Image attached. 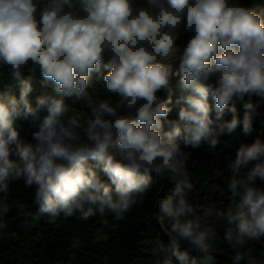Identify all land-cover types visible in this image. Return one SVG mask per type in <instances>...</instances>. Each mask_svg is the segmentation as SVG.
Listing matches in <instances>:
<instances>
[{
	"label": "clouds",
	"instance_id": "9594fccd",
	"mask_svg": "<svg viewBox=\"0 0 264 264\" xmlns=\"http://www.w3.org/2000/svg\"><path fill=\"white\" fill-rule=\"evenodd\" d=\"M181 33L188 35L183 45ZM5 72L18 95L0 90V230L7 227L2 218L13 182L34 189L36 215L50 222L108 213L123 220L154 174H170L174 186L156 213L169 239L151 242L153 264H215L212 216L224 221L234 264L245 257L257 264L245 246L264 239V141L238 148L222 209L189 201L191 153L184 148L215 149L238 127L252 133L264 104V7L241 0H0V75ZM37 72L53 90L33 104ZM102 72L115 103L94 102L89 93L93 75ZM174 78L181 94L178 119L169 120ZM69 100L86 102L91 115L73 113ZM19 119L38 124L35 143L21 138ZM15 206L20 215H33L24 202Z\"/></svg>",
	"mask_w": 264,
	"mask_h": 264
},
{
	"label": "trees",
	"instance_id": "16d2710c",
	"mask_svg": "<svg viewBox=\"0 0 264 264\" xmlns=\"http://www.w3.org/2000/svg\"><path fill=\"white\" fill-rule=\"evenodd\" d=\"M134 2L142 4L144 0ZM241 3H254L257 7H264V0H241ZM187 39L188 35L181 33L178 44L183 45ZM212 80L214 81L215 77H212ZM93 81L94 85L89 89L92 100H109L115 103L117 97L104 90L103 72L94 74ZM172 85L174 106L168 119L177 120L179 106L175 105V99L181 94L179 79L174 78ZM33 89L30 100L35 104L36 98L52 92L53 86H45L43 78L37 72L33 79ZM0 90H12L18 95L17 82L11 80L6 72L0 75ZM158 95L165 94L160 92ZM253 100L258 98L253 97ZM67 103L73 113L91 115L86 102L69 100ZM236 106L242 118V102L237 101ZM258 112L250 135L243 134L242 128L238 127L231 135L221 136L215 149H210L207 143H202L199 148H184L191 153L188 168L193 189L187 194L191 203L214 206V209L227 206L230 198L227 191L228 179L231 176L229 163L235 159L242 144H251L256 138L264 141V104L260 105ZM231 118V114L226 113L225 119ZM16 126L22 139L35 143L32 134L38 130V124L19 119ZM165 126L167 127V124ZM257 185L262 186L259 180ZM173 186L170 174L162 177L154 174L152 186L142 197V202L137 203L123 220H114L112 214L108 213L105 217L97 215L88 221H81L77 214L69 218L61 216L55 222H50L48 217L36 215V205L32 202L34 189L25 188L22 181L13 182L10 184L8 200L10 211L2 218L7 227L0 230V264H153L151 242L159 238L167 244L169 239L167 226L159 224L156 220L158 204L162 198L171 194ZM16 201L27 204L26 211L33 215H20L15 206ZM212 222H215L218 232V240L214 245L216 251L213 253L215 264H234L235 251L223 241L224 221L212 216L209 223ZM181 248L187 250L189 246L182 242ZM245 248L251 249L257 264H264V239L250 241ZM190 254L196 255L194 252ZM240 264H248V257Z\"/></svg>",
	"mask_w": 264,
	"mask_h": 264
},
{
	"label": "built area",
	"instance_id": "2783aa9c",
	"mask_svg": "<svg viewBox=\"0 0 264 264\" xmlns=\"http://www.w3.org/2000/svg\"><path fill=\"white\" fill-rule=\"evenodd\" d=\"M178 64H179V61H178V60L175 61V63H174V67H178Z\"/></svg>",
	"mask_w": 264,
	"mask_h": 264
}]
</instances>
